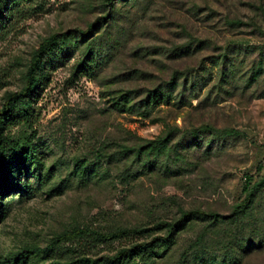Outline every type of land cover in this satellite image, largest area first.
I'll use <instances>...</instances> for the list:
<instances>
[{"label":"rangeland","instance_id":"obj_1","mask_svg":"<svg viewBox=\"0 0 264 264\" xmlns=\"http://www.w3.org/2000/svg\"><path fill=\"white\" fill-rule=\"evenodd\" d=\"M7 12L0 110L39 43L55 45L31 96L0 114V145L25 160L4 153L0 259L57 239L17 264H112L166 237L127 262L264 264V186L235 209L244 177L264 180V0H19ZM190 211L206 215L170 237L152 229ZM122 229L146 231L100 237Z\"/></svg>","mask_w":264,"mask_h":264},{"label":"trees","instance_id":"obj_2","mask_svg":"<svg viewBox=\"0 0 264 264\" xmlns=\"http://www.w3.org/2000/svg\"><path fill=\"white\" fill-rule=\"evenodd\" d=\"M19 0H0V25L2 27L3 25V20L7 19L10 15L9 12H7L9 9H12V7H16L18 5ZM55 45V37L49 36L45 39H43L37 49L33 52L31 59L28 63L26 73L24 76V86L22 89H20L18 92L15 93H10L7 95L6 98V103L0 110V114H7L6 116H12L15 114V112H18V109L16 108V102L18 98H25L28 96H31V94L34 92L36 87L38 86L39 83V75L38 71L41 70V63L44 58V56L49 53V51L52 49V47ZM9 113H11L9 115ZM1 137V134H0ZM11 150L14 152V155H17L18 157L16 158L17 164L23 165L25 163L24 156H23V151L20 148H15V147H6L4 148L3 145H0V177H3L7 181V176L10 172L13 170L11 169V166H9V161H7V157L4 155L6 151ZM144 165V164H142ZM249 177L245 176L244 177V184L242 186V191L245 193L243 199L235 206V209H243V208H248L249 205L251 204L252 197H253V192L258 190L261 186H264V180H261L259 182H254L251 186H249ZM10 183L6 182V185H9ZM18 186V184H16ZM1 190V189H0ZM2 209V201L0 198V213ZM234 209V210H235ZM190 215H200L204 216L206 214L200 212V211H190L186 213H182L181 216L178 218L177 221L174 222H159L155 224L152 229H155L157 227L164 226L165 227V232L170 237L172 234V231H174L181 223L184 221L185 218H187ZM208 216L214 218L218 217L217 214H208ZM143 231H146V229H122L118 231H114L108 234H101L100 237L102 239H110L114 237H118L120 235L124 234H129V233H141ZM81 232V231H79ZM156 239H159V241H165L167 238H152L149 242H142V243H135L130 247L127 248H122L117 251L115 255L112 257L108 258V261L112 264H129L127 261L132 260L133 257L137 255H141L145 253L146 251H149L152 249L153 242L156 241ZM55 241H52L50 244L47 246L41 248V247H32L30 249H22L18 252H15L10 258L7 260L0 259V264H17V263H23L24 260L28 257V254L32 252H41V253H47L55 244ZM82 261L87 264H94V260H91L89 258H83ZM48 264H63L58 261H52L49 262Z\"/></svg>","mask_w":264,"mask_h":264}]
</instances>
